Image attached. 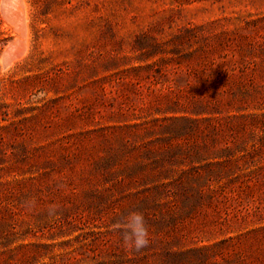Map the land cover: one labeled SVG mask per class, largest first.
<instances>
[{
	"label": "rangeland",
	"instance_id": "374dc122",
	"mask_svg": "<svg viewBox=\"0 0 264 264\" xmlns=\"http://www.w3.org/2000/svg\"><path fill=\"white\" fill-rule=\"evenodd\" d=\"M0 264H264V0H0Z\"/></svg>",
	"mask_w": 264,
	"mask_h": 264
},
{
	"label": "clouds",
	"instance_id": "9594fccd",
	"mask_svg": "<svg viewBox=\"0 0 264 264\" xmlns=\"http://www.w3.org/2000/svg\"><path fill=\"white\" fill-rule=\"evenodd\" d=\"M26 208L35 206V198L29 197L23 201ZM58 208L50 205L47 209L49 219L56 216ZM114 231L121 235L122 242L126 248L139 251L150 243V233L143 212L131 210L115 220L111 226Z\"/></svg>",
	"mask_w": 264,
	"mask_h": 264
},
{
	"label": "bare ground",
	"instance_id": "6f19581e",
	"mask_svg": "<svg viewBox=\"0 0 264 264\" xmlns=\"http://www.w3.org/2000/svg\"><path fill=\"white\" fill-rule=\"evenodd\" d=\"M10 52V51H9ZM7 54H9V53H7ZM10 56V55H9ZM5 58V57H4ZM9 62V61H8Z\"/></svg>",
	"mask_w": 264,
	"mask_h": 264
}]
</instances>
